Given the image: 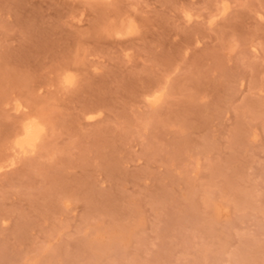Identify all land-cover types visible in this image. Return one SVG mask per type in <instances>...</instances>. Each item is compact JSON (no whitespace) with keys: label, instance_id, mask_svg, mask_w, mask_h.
Listing matches in <instances>:
<instances>
[{"label":"rangeland","instance_id":"1","mask_svg":"<svg viewBox=\"0 0 264 264\" xmlns=\"http://www.w3.org/2000/svg\"><path fill=\"white\" fill-rule=\"evenodd\" d=\"M0 264H264V0H0Z\"/></svg>","mask_w":264,"mask_h":264},{"label":"bare ground","instance_id":"2","mask_svg":"<svg viewBox=\"0 0 264 264\" xmlns=\"http://www.w3.org/2000/svg\"><path fill=\"white\" fill-rule=\"evenodd\" d=\"M39 129L33 123L25 127L24 136L18 141V146L21 150L27 151L29 147L35 146L34 142L38 138ZM33 146V147H34Z\"/></svg>","mask_w":264,"mask_h":264}]
</instances>
